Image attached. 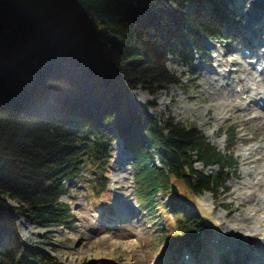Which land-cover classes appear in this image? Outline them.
<instances>
[{"label":"trees","instance_id":"16d2710c","mask_svg":"<svg viewBox=\"0 0 264 264\" xmlns=\"http://www.w3.org/2000/svg\"><path fill=\"white\" fill-rule=\"evenodd\" d=\"M230 20L224 0H0V264H58L20 241L15 214L37 226L68 224L65 182L88 167L91 190L105 192L119 138L132 153L138 200L152 208L166 196L175 218L166 236L195 245L203 218L177 204L171 184L192 195L227 189L237 127H219L222 151L196 125L151 113L129 90L175 85L166 53L178 47L192 62L205 50L202 35L226 38Z\"/></svg>","mask_w":264,"mask_h":264},{"label":"rangeland","instance_id":"374dc122","mask_svg":"<svg viewBox=\"0 0 264 264\" xmlns=\"http://www.w3.org/2000/svg\"><path fill=\"white\" fill-rule=\"evenodd\" d=\"M224 1L231 16L224 24L226 38L216 41L200 34L205 50L194 51L192 62L182 59L178 47L166 53L165 65L179 80L175 85L153 93L143 87L129 90L139 101L149 103L151 113L196 125L222 151L227 136L219 127H237L232 153L237 166L230 170L227 189L219 187L217 196L207 190L192 195L177 183L181 192L177 204L203 218L204 229L196 244L191 247L186 239L175 241L172 234L166 236L175 219L167 210L166 196L159 193L152 208L138 200L133 190L132 153L121 145L117 154L113 146L105 192H91L88 167L83 178L65 182L61 200L71 208L68 224L36 226L15 214L16 233L24 245L44 249L58 264H249L256 261L248 260L250 256L259 260L254 264H264L259 259L264 257V114L260 113L264 108L258 107V101L264 102V73L257 74L255 61L264 51V8L253 6L250 0ZM195 6V1L186 4L188 9ZM204 6L208 8L210 2ZM245 48L249 49L246 55ZM226 66L232 70L228 78L232 85L224 88L225 98L220 99L215 89L224 86L221 75ZM195 167L202 171L218 168L199 162ZM124 209L128 213L121 214ZM207 211L219 222L220 230L233 237L234 247L217 254L209 247L207 236L214 227Z\"/></svg>","mask_w":264,"mask_h":264},{"label":"bare ground","instance_id":"6f19581e","mask_svg":"<svg viewBox=\"0 0 264 264\" xmlns=\"http://www.w3.org/2000/svg\"><path fill=\"white\" fill-rule=\"evenodd\" d=\"M250 2L252 3V5L253 6H259L260 8H264V1H260V0H250ZM262 18V17H261ZM251 23V22H250ZM264 49V48H263ZM245 54V53H244ZM255 61H256V65H257V67L259 66V65H261L262 66V70L259 72V73H257V74H260L261 72L262 73H264V51H262L261 52V54L259 55V57H257L256 59H255ZM263 64V65H262ZM224 74L223 75H221V80H222V85H224V86H221V87H219L218 89H215V94H216V92H217V94L219 95V98L220 99H224L225 98V94H224V88L226 89L227 87H229V85H232V82L231 81H229V72L230 71H232L231 69H229L227 66L224 68ZM206 74V73H205ZM228 79V80H227ZM208 83H211L212 84V81H211V79L210 78H208ZM214 83V82H213ZM216 85V84H215ZM220 88H223V89H220ZM228 91V90H227ZM242 93H243V91H241ZM226 93V92H225ZM258 93H260V92H258ZM217 94H216V96H217ZM233 95V94H232ZM249 95H252L251 96V98L253 99H255V98H257V95L256 94H254V93H249ZM229 98H230V95L228 96ZM234 99V98H233ZM225 101V100H224ZM242 107H243V105H242ZM259 109L260 110H262L263 108H264V102H263V105H260L259 104ZM262 108V109H261ZM264 110V109H263ZM261 114L263 113L264 114V111H261L260 112ZM262 114V115H263ZM260 116V115H259ZM120 146H121V144L119 143V144H114V147L116 148V154H117V150H119V148H120ZM121 148L123 149V146H121ZM249 149V148H248ZM253 149H256V148H253ZM253 149H251V150H253ZM249 151V150H248ZM115 154V155H116ZM121 179V178H120ZM116 198V197H115ZM115 200V199H114ZM116 200H118V198L116 199ZM120 201V200H119ZM122 205V204H121ZM121 205H118V206H120V207H122ZM128 210L129 209H124V210H122V212H121V214L122 213H128ZM206 215H207V219H208V221L212 224V226L214 227V231L210 234V235H208L207 236V242H208V244H209V247L212 249V250H214L215 251V253L217 254V253H219V251H222V250H224L225 248H228V249H231V247H234V240H233V237L231 236H229L228 234H224V232H222L221 230H220V228H221V226H220V224H219V222H216V220H214L213 219V217H211V215L208 213V211L206 212ZM22 218V217H21ZM61 228V227H60ZM232 238V239H231ZM259 259H263L264 260V257H261V258H259ZM248 260H256L257 262L259 261V260H257V258L256 257H252V256H250V258L248 259ZM189 261H190V259H189ZM255 261V262H256ZM255 262H253V261H250L249 262V264H254ZM261 262H264V261H261ZM190 264H192L191 263V261L189 262ZM213 264H216V263H213Z\"/></svg>","mask_w":264,"mask_h":264},{"label":"water","instance_id":"95a60500","mask_svg":"<svg viewBox=\"0 0 264 264\" xmlns=\"http://www.w3.org/2000/svg\"><path fill=\"white\" fill-rule=\"evenodd\" d=\"M172 190H173V192L176 194V195H179V192H178V190H177V187H176V184L175 183H172Z\"/></svg>","mask_w":264,"mask_h":264}]
</instances>
